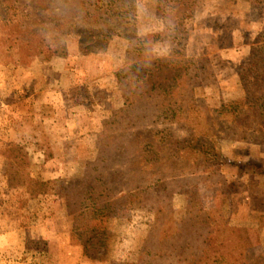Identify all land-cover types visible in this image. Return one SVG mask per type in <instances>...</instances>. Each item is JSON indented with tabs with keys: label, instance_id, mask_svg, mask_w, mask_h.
<instances>
[{
	"label": "rangeland",
	"instance_id": "obj_1",
	"mask_svg": "<svg viewBox=\"0 0 264 264\" xmlns=\"http://www.w3.org/2000/svg\"><path fill=\"white\" fill-rule=\"evenodd\" d=\"M0 264H264V0H0Z\"/></svg>",
	"mask_w": 264,
	"mask_h": 264
},
{
	"label": "trees",
	"instance_id": "obj_2",
	"mask_svg": "<svg viewBox=\"0 0 264 264\" xmlns=\"http://www.w3.org/2000/svg\"><path fill=\"white\" fill-rule=\"evenodd\" d=\"M196 148H197V146H196V147H195V146L192 147V149H194V150H195ZM202 151H203V150H201V152H202ZM203 152H205V151H203Z\"/></svg>",
	"mask_w": 264,
	"mask_h": 264
}]
</instances>
